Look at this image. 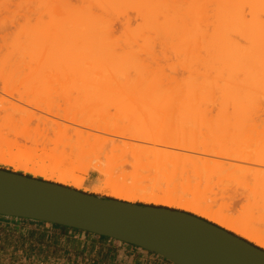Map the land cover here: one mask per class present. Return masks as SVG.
<instances>
[{
    "label": "rangeland",
    "instance_id": "rangeland-1",
    "mask_svg": "<svg viewBox=\"0 0 264 264\" xmlns=\"http://www.w3.org/2000/svg\"><path fill=\"white\" fill-rule=\"evenodd\" d=\"M207 1L0 0V110L15 114L14 116L19 120H29V127L36 134L37 139L50 142L51 149L65 150L67 156L71 155L72 146H78L82 139L70 128L65 131L59 130L58 124L73 126L65 118L63 119V116L69 115L70 118L72 115V118H75L77 115L76 118L85 117L89 123L107 125L124 134L140 128L142 136L151 135V141L143 145L153 150L182 152L184 150L181 148L180 150L178 146L190 144L189 147L195 150L199 148L204 151L214 148V151L220 155L222 152H227V156L248 155L254 160H260V158L264 160V83H258L260 89L255 87L257 81L256 83L250 80L244 81L243 76L234 82H232L234 79L224 82L215 76L207 78L204 65L196 59L200 58L199 47H196L200 39L197 38L196 44L195 38L187 41V38L191 39L197 34L196 29L203 31L204 22L200 16L201 3ZM247 6H249L248 3ZM226 7L223 10H226ZM81 8H84V13ZM249 9L246 11L245 8V16ZM149 16L152 23L154 16H162L166 19L170 16L171 26L179 16L185 20L178 19V22L181 21L183 24L170 27L169 22L166 23L164 19L166 28L167 24L170 28H177L174 29L177 36L172 34L174 37L170 38L171 31H168V27L166 31L169 33L163 34L164 37L158 36L162 38L160 39L155 37L156 32H150L151 26H148L150 29L148 31L145 28L144 24L149 23L145 19ZM172 16L177 18L173 21ZM199 16L200 20H198ZM193 17L197 18L193 19ZM162 18H158L159 21H157L160 26L165 24L162 23L164 21L161 22ZM186 18L191 19V22ZM192 21L197 23L193 25ZM198 22L201 26L203 25L202 28H198L200 26L197 25ZM109 24L112 26H107ZM190 24L197 25V28L191 27ZM157 25L155 24V27L160 28ZM180 29L189 37H184L183 31L179 36ZM187 30L190 33L186 32ZM159 31L163 32L158 30L157 34ZM191 34L193 37L190 36ZM150 35L156 41L152 40ZM198 35L201 37L200 33L196 37ZM166 36L168 39L165 38ZM234 37L236 39V36ZM241 37L243 35H240ZM180 38L183 40L185 38L183 43ZM188 42L191 47L189 50L186 47ZM176 43H182V45ZM241 44L243 45V42ZM175 46L178 49L174 50ZM192 56L197 57L193 59ZM41 70L51 73L52 78L40 79L38 72ZM206 79L209 81L207 82ZM219 85L225 86L228 90L227 98L219 97L221 96ZM207 86L210 89L208 93L205 91ZM236 91L239 92L237 95L234 94ZM246 92L250 94L253 92L254 94L250 96L251 98L253 95V98H245ZM184 93L186 94L184 97L189 96V99L196 100L191 104V111L194 110L187 116L171 120L170 113L173 112L177 100L179 97L182 98ZM173 102L174 105H172ZM54 112L57 114L55 115ZM38 120H42L40 123L43 124L42 126ZM190 127L194 129L191 136ZM93 133L95 136L89 139L91 143L89 145H92L89 146L90 148L98 147L103 139L112 137L111 133ZM22 147L29 149L30 145L22 143ZM89 147L86 148L90 149ZM77 152L80 154L79 151L74 150L78 156ZM183 153L193 154L189 151ZM47 154L52 155L45 153L42 147H38V150L33 153L35 162L47 161ZM92 156H86V158L79 155L78 159L64 157L65 159L62 160V169L67 168L74 177L79 176L80 181V177L83 178L81 187L73 183L59 182L50 174L36 173L31 169L33 161L28 162L27 166L19 167L0 159V169L41 178L100 197L130 202L114 194L111 195L112 192L106 184L105 177L91 166L97 159L107 162V154ZM211 158L215 160V163H212L206 171L210 174V180H212L210 182L206 178L183 177L184 172L192 170V166L185 163V167L181 162V167L168 166V174L144 176L145 178L138 179L139 185L146 187L149 192L152 189L151 194L158 197L185 195L186 201L198 197L211 210L222 212L236 220L238 218V222L254 226L264 234V212L253 204L256 199L264 202V188L259 185L260 181L258 183L256 177L250 173L247 175L239 173L228 177L227 173L223 174L227 171L226 166L220 164L228 160L220 157ZM76 160L79 167L75 170L70 167ZM69 169H73L72 172ZM130 177H127L128 183L132 182ZM255 192L256 195H251V200L247 198ZM132 203L180 210L214 223L191 210L173 204L145 199H137ZM241 238L249 241L244 237ZM249 242L258 246L254 242Z\"/></svg>",
    "mask_w": 264,
    "mask_h": 264
},
{
    "label": "bare ground",
    "instance_id": "bare-ground-1",
    "mask_svg": "<svg viewBox=\"0 0 264 264\" xmlns=\"http://www.w3.org/2000/svg\"><path fill=\"white\" fill-rule=\"evenodd\" d=\"M202 2H203V0H202ZM225 3H226V5H228L227 7H226ZM247 3L251 7L247 6ZM201 5H202V7H201V11H200L201 12L200 16L202 17V20L204 22V23L202 22L204 25V26L202 25L203 31H200L201 29H199V31H198V29H196L197 34L200 33L201 37L199 35H198V37H196L197 36L196 33H195L196 35L191 34L190 36L193 35L194 37L192 36L193 38H191V39L187 38V41H192L195 38L196 40H194V41L196 44V41L198 42L197 38L200 39V43L199 44L197 43L198 46H196V47H199L198 51H200V58L199 57H198L199 59L196 58L198 56L197 54H196L197 55L196 57H194V56H192V57H193V59L196 58L197 60H199L202 63V65H204V67L206 68V69L204 68V70H205L207 78H209L211 76L212 77L215 76L217 79L220 78V80H222L224 82H228V81H231L233 79L234 80L232 82H234L237 78H239L240 76H243L242 78L244 79V81L250 80V81H254V83H256V81H257L256 85L259 82L264 83V0H251V1L250 0H208L205 3H201ZM222 5H223V8H222ZM224 7H226V10H223V9H225ZM245 8L247 9L246 11H248V8H250L249 9V12H251L250 15L248 14L249 12L247 13L248 16H247V14H246V16L244 15L245 14V11H244ZM81 9H79V10H81ZM79 10H77V12ZM83 10H84V8L81 11L83 12ZM79 13H80V11H79ZM78 16H80V15L78 14ZM200 16H199L198 20L201 19ZM143 17H146V16H143ZM154 17H153L154 20L152 19L154 21L153 22L154 24L152 22H150L151 16H149L148 19L144 18L147 22H149V23H146L144 25H146L145 28H147V31L151 29L150 32H156L155 37L157 36V38H160V39H162L161 37H164L165 35H167L166 32L169 33L170 31H171V33H169V34H171V37L169 35L168 36L170 38L174 37L173 35L177 33L175 31L177 29V28H175L176 24H177V26L178 25L180 26V24L182 23L181 21L178 22V19H181L182 21L185 20V18L182 19L181 16H179L178 18L175 17V18H177L176 19L177 21H174L175 18H173V16H172L173 21L175 22L174 23L175 27L170 28V27L174 26V25L171 26V24H170V22H171V20H169L170 16H168V19L162 18V16H156L155 18ZM160 17L163 19V20L161 19V22L164 21V19H166L165 20L166 23L169 22L168 24L170 27L167 24V28L169 27L168 31L170 30L169 32L166 31L167 28L165 27V25H166L165 21L162 22L165 24L160 23L163 27L159 25V22H157V21H159L158 18H160ZM182 17H185V16H182ZM188 18H186L187 21L191 22V19L188 20ZM196 18L193 17V19H196ZM94 19H95V17H94ZM156 19H158V20H156ZM173 21H172V24H173ZM194 21H192L193 25H195L197 23V21L195 23H194ZM93 22H94V20H93ZM186 22H184V23H186ZM110 24L107 26H112ZM155 24L156 25L158 24L160 26V28L159 27L156 28ZM188 24H187V26H189ZM191 25L192 24H190V26ZM193 25L191 27L197 28V25H200V23L198 22V24L196 26H193ZM148 26L149 27L151 26L153 28L150 27V29H149ZM202 26L200 25V26H198V28H200V27L202 28ZM183 28H185V27H183ZM187 28H190V27H187ZM155 29L157 31L163 30L164 33L163 32L161 33L159 31V33L157 34V31H155ZM172 29L173 30L175 29V30L172 31ZM188 30L186 32L190 33V31H188ZM182 31L183 30H181V33L179 34V36L182 34ZM172 32H174V33H172ZM194 32H196L195 29H194ZM143 33L144 32H142V34ZM184 33H183V35H184ZM161 34L162 35L165 34V35L162 36ZM238 34H239V36H237ZM153 35H154V33H153ZM240 35H243V37L245 39H242L243 37L240 38ZM158 36H161V37H158ZM175 36H177V34ZM234 36H236V39ZM151 37L153 38V36H151ZM184 37H189V36H186V33H185ZM165 38H167V36ZM154 39L155 38H153L152 40H154ZM175 39L176 38H174V40ZM181 39L182 38H180V40ZM237 39H239L241 41H239ZM184 40H185V38H184ZM184 40L182 41V43L184 42ZM155 41H156V39H155ZM158 41H160V40L158 39ZM173 41H171V42H173ZM187 41H185V43H187ZM244 41H247V42H245L247 45H245ZM178 42H179V40H178ZM242 42H243V45L241 44ZM182 43H180V44L182 45ZM176 44H178V43H176ZM180 44H178V45H180ZM194 45H193V47H194ZM189 46H190V43L188 44V46L186 44V47L188 48V50H189V48H191ZM176 47L177 46H175V48H173V49L174 50L178 49ZM182 47H184V46H182ZM193 49L194 48H192V50ZM192 52H195V51H192ZM193 55H194V53H193ZM199 65H201V64H199ZM238 68H239V70H238ZM38 74L40 75V79H42V78L51 79L52 78L51 73H49L46 70H41L38 72ZM211 79H213V78H211ZM208 81L209 80H207V82ZM237 81H239V79ZM256 85H255V87L257 88V87H259L260 84H258L257 86ZM219 88H221V96H219V97L223 98V99L227 98L228 97L227 96L228 90H226V87L220 86ZM256 88H252V89L256 90ZM209 90H210L209 87L207 89H205V91L207 93ZM205 91H204V93H205ZM260 91H262V90H260ZM238 93L239 92L236 91V93H234V94L237 95ZM246 93H247V95H245V98L247 97V99H252L253 95L251 98H250V96H251V94H254L255 91H254V93L251 92V94L248 92H246ZM234 94H233V96H235ZM184 95H186V94L184 93L182 95V98L179 97L173 112L170 113L171 120H176L177 118H180L182 116H187L194 110L193 109L191 111V108H192L191 104H192V102L195 103L196 100L193 101L192 98L191 99L188 98L189 97L188 95H187L188 96L187 98L184 97ZM172 105H174V102L172 103ZM234 110H235V107H234ZM4 111L0 110V159L1 160L5 161V162L12 163V164L17 165L19 167L27 166L28 162L33 161V166L31 169L36 171V173L50 174L53 178H56L57 180H59V182L61 181L63 183H73L74 185H77V187L82 186V183H81V181L83 179L82 177H80L81 178V181H80L79 176H77L78 178H76L73 176L74 174L72 175L67 170V168H66V170L62 169V166H61L62 160H64L67 156L65 150L51 149L50 144H49L50 142H47L46 140L40 141V139H37L36 134L29 127L30 126L29 120L28 121L27 120L24 121V119L19 120L16 116H14L15 114L4 112ZM54 114L56 115L57 113L54 112ZM51 115H53V113H51ZM68 116L69 115H67V117L63 116V119L65 118V120H67V122L69 121L70 123H72L73 126H68L67 124L64 125L61 123L58 124V122H57V124L59 125V130L65 131L66 129L69 130V128H70L79 134L82 141L79 143L78 146H72V153H71V155H68L66 159H70L73 157L78 159L79 155L81 157L96 155V157H97L99 154H101V155L107 154V162H103L102 160L97 159L95 162H93V164L91 166L96 171H98L103 177H105L106 184L111 189V192H112L111 195L114 194L116 197L126 199L127 201H130V202L136 201L137 199H145V200H149V201L150 200L151 201L156 200L158 202H163V203H166L168 205L169 204L177 205L178 207H182V208L191 210V211L195 212L196 214L203 216V217L207 218L208 220L220 225L224 229L231 231L233 233H236L237 235L244 237V238L248 239L249 241L256 243L258 246L264 248V234L262 232H260L257 228H255L254 226L252 227V226H249L247 224L240 223L237 221V220H239L238 218L236 220L235 218H232L231 216L225 215L222 212H218V211L216 212V211L211 210V208H209L208 205L201 202L200 199H198V197L197 198L194 197V198L189 199L187 201L185 200V195H177V196L171 195V196H167V197H158L156 195L151 194L152 189L149 192L146 187L139 185L140 183L138 180V179L141 180L144 176L145 177L146 176H159V175L164 174V173L168 174V172H169V169L167 168L168 166H176V168H177V166L181 167L180 164H181V162H183L184 164L182 163V165L185 167H186L185 163H188L189 166L191 164V166H192V168H191L192 170H189V171L187 170L186 172H184L185 173L184 176L182 174L183 177H186V179H190V177L191 178L196 177V179H205L206 178L210 182V181H212V180H210L211 179V177L209 176L210 174H207L206 171L212 163H215V160H212L213 158H211V157H220V158H223L225 160L226 159L228 160V162L226 161V162L220 163L221 165L226 166L225 170H227V171L223 172V174L227 173V176L229 177V176L236 175L239 173L240 174L243 173L242 175H247L250 173V175L252 174L253 177H256L255 179L258 181V183L260 181L259 185L264 188V185H263L264 184V160L263 159L260 158V160L259 159L254 160L251 158V156H248V155L242 156V157H236V156L232 157V156H227V154H226L227 152H222L220 155L214 151L215 150L214 148H213V150H209V148H208V150L205 149L204 151H201L202 149L200 150L199 148H197L196 150L193 148L194 149L193 150V149H191V147H189L190 144L189 145L185 144L184 146L179 145L178 148L179 149L181 148L184 151L193 152V154H189V153L184 154L183 153L184 151H182V152L181 151L180 152H172V151L168 152V151L161 150V149L153 150V149H150V148L146 147L145 145H143V144L149 143L151 141V135L148 134L146 137L142 136V132H141L140 128H135L133 130V132H129L127 134H124V133H121V131L117 132V131L113 130L114 128L112 129L111 127H109L107 125H100V124L96 125L93 123H89V120L87 118H85L84 116H83L84 118H81V117L76 118V117H78L77 115L75 118H72V115L70 118ZM28 119H30V118H28ZM41 119H44V118H41ZM45 120L47 121V119H45ZM56 120H59V119H56ZM41 121L38 120L39 124L41 123ZM60 122H62V121H60ZM77 127H79V128H77ZM193 130L194 129L192 127L189 128L190 136L192 135ZM93 132L111 133L112 137L103 139L101 144H98V147L93 146L90 148L89 146H92V145H89V144H91V143H89L90 142L89 139L91 137L95 136V133H93ZM22 143L29 144L30 145L29 149H23ZM97 143H99V142L97 141ZM164 145L165 144H163V146ZM38 147H42L43 151L45 153L52 154V155L47 154V157H48L47 161L42 160L40 162L39 161L35 162V160H34L35 157L33 156V153H35V151L38 150ZM86 147H89L90 149H87ZM228 149H230V148H228ZM74 150L79 151L80 154H78V152H77V154H78V156H77L74 153ZM224 151H226L225 148H224ZM231 152H232V150L230 151V153ZM206 156H207V158H206ZM92 157H88V158L90 159ZM94 159H95V156H94ZM71 160H74V159H71ZM76 162H77V160L75 161V164H73V166H71L70 168H73L76 170L79 167ZM85 162H86V160H85ZM189 168L190 167H188V169ZM221 168H223V167H221ZM73 169H71V170H73ZM220 171H221V169H220ZM176 172H178V171H176ZM211 172H212V169H211ZM218 174H220V173H218ZM128 176H131L130 177V179H132L131 183H128V178H127ZM164 176L166 177V175H164ZM177 176H178V174H177ZM218 178L220 179L222 177H218ZM145 180H147V179H145ZM219 182H220V180H219ZM143 185H145V184H143ZM102 187L108 188L107 186H102ZM100 189H102V188H100ZM251 195H253V196L256 195V192L254 194L251 193L250 196L248 195V197L247 196L246 197L248 199H250ZM253 200H254V198L252 199V202H253ZM257 200L258 199H256L253 204L255 206H258L260 208V210H262V212H264L263 211L264 210V202L259 201V200L257 201ZM224 212H226V211H224Z\"/></svg>",
    "mask_w": 264,
    "mask_h": 264
},
{
    "label": "water",
    "instance_id": "water-1",
    "mask_svg": "<svg viewBox=\"0 0 264 264\" xmlns=\"http://www.w3.org/2000/svg\"><path fill=\"white\" fill-rule=\"evenodd\" d=\"M0 216L111 238L173 264H264V249L193 214L104 198L4 169Z\"/></svg>",
    "mask_w": 264,
    "mask_h": 264
},
{
    "label": "crops",
    "instance_id": "crops-1",
    "mask_svg": "<svg viewBox=\"0 0 264 264\" xmlns=\"http://www.w3.org/2000/svg\"><path fill=\"white\" fill-rule=\"evenodd\" d=\"M0 264H173L142 248L43 222L0 216Z\"/></svg>",
    "mask_w": 264,
    "mask_h": 264
},
{
    "label": "trees",
    "instance_id": "trees-1",
    "mask_svg": "<svg viewBox=\"0 0 264 264\" xmlns=\"http://www.w3.org/2000/svg\"><path fill=\"white\" fill-rule=\"evenodd\" d=\"M4 170H5V169H4ZM11 172H12V171H11ZM19 174H22V173H19ZM27 176L32 177V176H30V175H27ZM40 180H43V179L40 178ZM142 205H145V204H142ZM57 227H59V228H66V227L58 226V225H57Z\"/></svg>",
    "mask_w": 264,
    "mask_h": 264
}]
</instances>
